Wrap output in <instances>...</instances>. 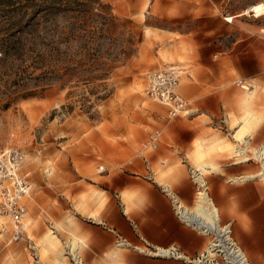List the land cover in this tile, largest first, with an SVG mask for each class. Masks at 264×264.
<instances>
[{
  "label": "rangeland",
  "instance_id": "374dc122",
  "mask_svg": "<svg viewBox=\"0 0 264 264\" xmlns=\"http://www.w3.org/2000/svg\"><path fill=\"white\" fill-rule=\"evenodd\" d=\"M89 4V14L81 17L72 12L0 10V51H6L5 55L0 52V151L23 152L22 170L33 183L23 220L25 234L10 243L0 237V264H71L65 235L52 238L56 247L45 241L66 230V201L72 199L68 174L73 171L87 182L99 181L106 160L111 167L119 164L116 158L131 161L143 151L150 131L159 128L163 133L170 120L164 118L165 108L146 95L147 74L176 65L184 67L180 86L195 81L198 56L188 38H198L204 31L213 34V44L219 48L215 59L223 61L218 71L233 76L220 88L227 92L235 88L244 95L254 89L251 104L264 91L256 84L248 90L237 84L243 74L264 70V0H99ZM99 5L114 16L110 22L99 15ZM127 49L131 53L124 57L122 51ZM93 63H106L108 71L93 70ZM27 93L33 95L24 97ZM233 97L231 104L242 114V105L235 101L238 96ZM187 99L193 115L194 97ZM237 119L229 113L232 129L223 134L229 141L225 146L229 160L234 162ZM259 144L250 140L248 151ZM75 153L86 160H68ZM252 165L255 168L248 174L259 171V163ZM81 184L90 187L84 181ZM40 231L44 234L38 238ZM30 245L35 246L34 258Z\"/></svg>",
  "mask_w": 264,
  "mask_h": 264
},
{
  "label": "crops",
  "instance_id": "0c3cea01",
  "mask_svg": "<svg viewBox=\"0 0 264 264\" xmlns=\"http://www.w3.org/2000/svg\"><path fill=\"white\" fill-rule=\"evenodd\" d=\"M188 40L195 45L198 56L195 81L178 85V92L187 101V97H194L196 112L171 119L163 133L155 128L161 131L156 149L144 146L153 129L143 143L144 153H136L128 162L116 158L119 164L114 167L106 160V171L99 175L102 178L99 181L87 182L86 177L80 178L73 171L68 174L67 189L72 199L68 197L66 201V230L48 236L45 241L56 247L52 238L65 235L69 251L78 243L83 264H187L147 252L167 247H175L189 257L202 252L209 237L184 224L176 215L172 201L174 197L181 206L194 207L197 186L191 172L197 168L201 173L206 172L207 192L220 222L231 224L233 238L250 264H264V182L252 177L255 174H248L255 168L252 165L255 161L229 160V149L225 147L229 141L223 136L226 132L215 127V120L225 115L230 131L229 113H232L239 118L233 126L234 140L250 136L249 142L263 145L264 91L257 94V103L253 101L252 106L250 98L254 89L244 95L235 88L228 92L220 88V84L233 76L218 71L223 61L215 59L219 48L213 44V34L204 31L200 37ZM242 81L248 88L256 84L258 89H264V70L243 74ZM233 95L238 96L235 101L242 105V114L231 104ZM89 154L94 160L93 153ZM73 157L85 159L84 155L75 153L68 155V160ZM39 233L38 238L44 234ZM119 241L124 244L119 245ZM46 249L42 247L43 251Z\"/></svg>",
  "mask_w": 264,
  "mask_h": 264
},
{
  "label": "built area",
  "instance_id": "2783aa9c",
  "mask_svg": "<svg viewBox=\"0 0 264 264\" xmlns=\"http://www.w3.org/2000/svg\"><path fill=\"white\" fill-rule=\"evenodd\" d=\"M182 72L183 69L179 66L170 65L147 74L145 93L149 98L165 107L164 118L167 120L178 116H188L193 112L189 101L178 92ZM237 84L248 88V86L243 85L242 80H239ZM215 127L228 131L227 117L223 115L217 118ZM160 136L161 131L154 129L149 134L144 146L149 149H156ZM24 156V153L17 149L0 151V237L9 243L24 236L23 220L27 214L25 199L29 198L33 191L31 181L22 170ZM248 161H255L259 163V166L261 165L259 160L253 158ZM146 167L149 170L148 163H146ZM192 173V178L197 186L196 195L201 190L208 194L206 183L202 185L196 176H193L194 172ZM260 179L264 182V175ZM172 201L175 213L180 220L208 236V244L202 252L193 257L180 253L175 247L156 248L148 251V254L179 259L187 264H250L233 238L230 223H222L215 216H213L212 221H209L202 215L195 214L181 206L176 198L172 197ZM118 244L122 245L124 242L119 241ZM29 247L33 252L32 257H36L35 246L30 245ZM65 247L68 249L67 246ZM68 255L71 258V264H83L81 259H74L69 252Z\"/></svg>",
  "mask_w": 264,
  "mask_h": 264
},
{
  "label": "trees",
  "instance_id": "16d2710c",
  "mask_svg": "<svg viewBox=\"0 0 264 264\" xmlns=\"http://www.w3.org/2000/svg\"><path fill=\"white\" fill-rule=\"evenodd\" d=\"M89 1H97L99 0H0V10L4 12H9L14 9H22L25 13H28V10H32V13H49L51 15H55L58 13H74L77 14L78 17L82 15H87L90 12V4ZM98 5V4H97ZM99 11V15L104 17L105 22L114 18V16L110 15V13H106L103 6L96 7ZM105 10V11H104ZM110 22V21H109ZM21 32L20 29L17 31ZM12 34H10L11 36ZM1 55H5L6 51L1 48ZM124 57H128L131 51L127 49L126 51H122ZM106 63H93V70L99 69L101 71H108V67H106ZM33 95V93H27L23 95L24 97ZM4 107H8V104H5Z\"/></svg>",
  "mask_w": 264,
  "mask_h": 264
},
{
  "label": "bare ground",
  "instance_id": "6f19581e",
  "mask_svg": "<svg viewBox=\"0 0 264 264\" xmlns=\"http://www.w3.org/2000/svg\"><path fill=\"white\" fill-rule=\"evenodd\" d=\"M253 121H252V123H254ZM249 123H250V121H249ZM238 142H239L238 146H236L234 148V151L236 153L235 154V156H236L235 162L248 161L251 158H253L257 161L259 160L261 163V165L259 166V171L255 175H253L252 177H254V176L257 178L259 177V179H260L264 175V160H263L264 159V144L258 148L251 149L250 155H248L247 152H248V150H250V149H248L249 137L246 140L244 138L243 140L238 141ZM193 176H196V178L200 181V183L202 185H204L206 183L205 179H204V175L200 172L199 169L194 170ZM196 197L197 198H196L194 207L191 209H188V208H186V209L194 212L195 214L202 215L203 217H205L209 221L213 220V216H215L216 219L218 221H220L219 217H218V212L216 211V207L212 204V201L210 200V197L206 193V191L201 190L200 193H197ZM210 209H212V210H210ZM24 227H25V223H24ZM72 248H73V250L71 253H72L74 259L78 260L80 258L79 252H78V246L76 248L73 245Z\"/></svg>",
  "mask_w": 264,
  "mask_h": 264
}]
</instances>
